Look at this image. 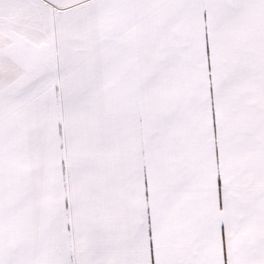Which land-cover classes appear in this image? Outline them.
<instances>
[{
    "label": "snow or ice",
    "instance_id": "snow-or-ice-1",
    "mask_svg": "<svg viewBox=\"0 0 264 264\" xmlns=\"http://www.w3.org/2000/svg\"><path fill=\"white\" fill-rule=\"evenodd\" d=\"M0 264H264V0H0Z\"/></svg>",
    "mask_w": 264,
    "mask_h": 264
}]
</instances>
